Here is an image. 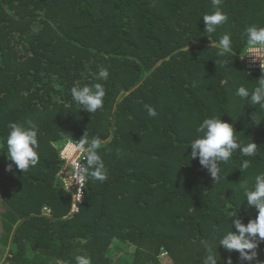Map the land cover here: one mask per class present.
Returning a JSON list of instances; mask_svg holds the SVG:
<instances>
[{"label":"trees","instance_id":"16d2710c","mask_svg":"<svg viewBox=\"0 0 264 264\" xmlns=\"http://www.w3.org/2000/svg\"><path fill=\"white\" fill-rule=\"evenodd\" d=\"M219 9L227 20L206 34L212 0H0V264H203L208 248L217 264H248L219 240L232 218L257 215L241 185L264 173V108L235 93L264 75L242 59L245 28L264 27V0H221ZM226 33L234 54L220 56ZM95 83L103 105L88 113L71 88ZM220 117L257 154L237 150L216 181L189 145L205 118ZM29 120L39 161L7 171L8 125ZM92 139L106 179H84L72 212L62 150ZM256 252L253 264H264V241Z\"/></svg>","mask_w":264,"mask_h":264},{"label":"clouds","instance_id":"9594fccd","mask_svg":"<svg viewBox=\"0 0 264 264\" xmlns=\"http://www.w3.org/2000/svg\"><path fill=\"white\" fill-rule=\"evenodd\" d=\"M220 2L221 0H212V6L215 10L202 16L206 34L214 33L217 26L227 20L226 14L219 9ZM244 36L249 45L253 46L249 50V54L252 55L253 51L259 52L260 48L258 46H264V27L249 26L245 28ZM216 46L218 49L217 54L220 56L228 53L234 54L232 40L227 33L220 37ZM107 77V70L101 69L98 79L106 80ZM71 95L74 102L80 106V109L93 113L102 107L105 89L100 83H95L91 87L76 85L71 88ZM235 95L251 105H259L264 108V75L260 77L259 86L253 91L249 92L246 87L240 86L236 89ZM145 107H147L149 116L154 117L157 115L155 109L147 105ZM8 128L9 132L3 140L7 149L4 154L6 159L10 161L6 170L11 171L15 166V169L23 172L35 166L39 161L36 151L38 147L36 125L29 120L26 123L12 122L8 125ZM235 131L233 125L222 120L221 117L205 118L197 128V138L190 142L191 159L199 157L200 165L209 168L211 176L216 181L222 173L220 164L227 163L237 150L246 157L257 154V144L253 141L247 144L239 142L234 135ZM85 144L88 146L85 153L86 166H81L77 175L81 179L91 177L100 181L105 180V166L97 152V149L100 148V141L98 139L84 140L81 142L80 148L83 149ZM248 167L249 161L244 160L239 169L242 171ZM241 187L246 197L244 202L249 207L255 205L257 215L246 224L241 222L239 216L232 218L231 230L222 235L219 245L229 253L238 252L241 261L253 264L257 256L258 243L264 241V173L255 176V182L251 188H248L245 184H242ZM233 227L235 230H233ZM75 264H90V260L87 256H77ZM203 264H217V258L211 248H208ZM227 264H232L231 257L228 258Z\"/></svg>","mask_w":264,"mask_h":264},{"label":"built area","instance_id":"2783aa9c","mask_svg":"<svg viewBox=\"0 0 264 264\" xmlns=\"http://www.w3.org/2000/svg\"><path fill=\"white\" fill-rule=\"evenodd\" d=\"M252 47L253 46H250L248 48L243 60L249 67H264V46H258L260 51H253L251 55L249 54V50ZM62 153L66 163L60 172V178L62 179L65 188L72 194L71 211L75 212L79 210L80 205H82L84 201V179H81L77 175L78 169L81 166H84L81 162L83 149L70 142L66 144Z\"/></svg>","mask_w":264,"mask_h":264},{"label":"rangeland","instance_id":"374dc122","mask_svg":"<svg viewBox=\"0 0 264 264\" xmlns=\"http://www.w3.org/2000/svg\"><path fill=\"white\" fill-rule=\"evenodd\" d=\"M244 57V56H243ZM243 57H242V59H243ZM114 254V256H115V258H117V257H119L120 255L118 254V252H115V253H113Z\"/></svg>","mask_w":264,"mask_h":264}]
</instances>
